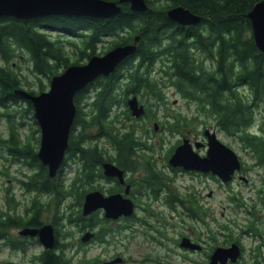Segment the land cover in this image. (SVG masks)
<instances>
[{"label":"trees","instance_id":"trees-1","mask_svg":"<svg viewBox=\"0 0 264 264\" xmlns=\"http://www.w3.org/2000/svg\"><path fill=\"white\" fill-rule=\"evenodd\" d=\"M256 1L146 0V11L132 10L126 2L122 3L119 13L107 18L48 16L42 20L47 27L39 26L37 18L26 21L0 18V115L7 123V134L0 133V146L13 158H23L28 166L36 168V172L31 171L23 179L24 186L29 190L55 193L59 200L75 191L76 200L80 202L87 185L92 186L95 178L103 176L102 159H113L120 166L136 170L147 160L145 154L149 146L140 138L151 130L145 122L146 118H153L154 111L149 105L143 116L134 117L126 99L130 93L138 95L140 100L145 94L161 99L164 85L172 86L188 101L190 112L165 118L160 127L173 130L212 122L220 130L237 137L241 147L252 157L253 164L264 165V52L254 42L247 17ZM180 3L200 14L202 20L185 29L171 21L166 10ZM102 35L112 38L105 49L131 40L135 35H139V40L135 53L109 75L98 76L74 96L77 111L65 159H73L79 166L75 167L72 183L67 185L64 178H60L61 167L58 174L49 177L46 165L37 156L34 134L39 126L32 104L13 91L23 88V81L30 85L24 70H15L14 65L20 66L18 56L21 53L17 51L25 54V68L37 81V88L27 90L37 93L46 88L44 79L49 82L52 75L69 64L83 62L82 58L95 53V42ZM156 65L157 75L154 74ZM83 96L89 98L85 100V108L81 104ZM120 105L116 109L115 106ZM258 113L261 120L256 123ZM141 119L144 122L138 123L142 131L135 126ZM24 123L28 124L30 132L21 138L18 126ZM254 124L256 129L251 128ZM87 127L94 131H88ZM99 138L110 142L112 154L99 145ZM142 157L146 158L144 162L139 161ZM155 174H147L149 184L154 179L162 181ZM234 196L228 194L237 201ZM257 196L258 201L246 205L250 216L242 225L243 232L257 239L250 249L256 263L264 260V235L256 213L258 207H264V184L257 189ZM238 201L244 203L239 197ZM187 212L194 218L204 213L192 207ZM78 213L79 219H85L80 211ZM225 227L223 241L235 240L241 244L239 235H234L227 224ZM42 260L43 264H65L60 253L50 252Z\"/></svg>","mask_w":264,"mask_h":264},{"label":"flooded vegetation","instance_id":"flooded-vegetation-1","mask_svg":"<svg viewBox=\"0 0 264 264\" xmlns=\"http://www.w3.org/2000/svg\"><path fill=\"white\" fill-rule=\"evenodd\" d=\"M182 5L187 7L185 4ZM63 15L72 16L65 13L39 14L29 17H18L14 15L1 14L0 18L12 17L23 21L37 18L40 20V22L38 23L39 26L47 27L44 24V21L42 22L45 17H60ZM202 18L203 17L201 16V19L198 22H200ZM170 20L175 24L181 26L183 29L198 23L197 22L195 24L183 25L172 19ZM134 37L131 40H125L122 43L117 44L132 42ZM110 48L104 49L100 53H95L102 54ZM127 57H125L121 62L125 61ZM82 89L78 91H81ZM131 95L133 94L130 93L129 96ZM138 100L145 106V104L141 102L139 98ZM144 113L141 116H143ZM87 130L89 131V127H87ZM37 134H39L40 136V128L39 131H36L34 135ZM39 140L40 137L36 140V153L39 146ZM181 140L178 143H180ZM195 140H199L202 142L201 146L195 149L199 152L200 155H204L207 150V140L205 136H203V139H190L191 142H194ZM178 143L176 142L170 146L173 148L170 149V152L167 155L163 154V157L167 161L166 165L169 170L172 169L184 171L192 174L193 176H209L217 180L218 183L223 186L230 185L236 176H239L240 178L245 177V166L243 165L242 161L241 169L235 170L232 178L227 182L222 181L221 178L213 174L211 171L203 172L193 169H185L181 166L171 165L168 162V158L173 152L174 147ZM68 147L69 146H67L65 151L64 160L60 165V178L62 177L65 165H67V160L65 158L68 154ZM9 155L10 158L0 155V157L3 158L2 163L9 164L10 162H14L13 160H17L16 162H18V164L27 166L30 171H20V173L22 172L24 175L22 178H20L19 175L14 176L12 182L7 183L5 186L0 185V252L6 251V253H1L2 258L0 259V264H43L42 259H44L45 255L50 252L54 254L60 253L65 259V264H77L76 261L78 257L81 261H83L84 264H102L105 262H109L108 264H132V262L134 264H184L183 262H175L174 259H172L171 255H174V250L172 247L168 246L169 241L176 242L177 246L181 247L183 255L185 254V252L202 253L201 260H198L196 262L197 264H206L209 261L210 255L216 246H227L231 242L235 241H223L222 238L224 236V232L222 231L221 223H217L218 225L216 224V227L210 225L211 222L216 223L215 216L212 213L209 214L206 212L210 211L212 207L210 205H207L206 203H203V201L200 199V190L191 188L190 190L185 192L184 195L178 191H174V189L167 184V180L169 179V177L167 172H165V170L163 169V165L162 167L155 165V163L151 161V155H147V160L145 161V163L140 164L134 171L120 166L113 159H102L100 161V167L103 176H100L99 179L106 180L109 184L104 186L99 182L100 180H98L97 183H93L92 186L88 184V187L83 193L80 202L76 200L75 191L66 194V196H64L62 200H59L55 193L41 192L37 189H27L24 186L23 179L26 178L28 176V173H30L31 171L36 172V168H34V166L33 168L28 166V164H26L24 160H22L23 158L15 159L13 158L12 154L9 153ZM106 160L114 162L117 166H119V168L123 170V181H120L117 176H108L104 174L102 162ZM74 162L77 161L74 160ZM78 166L79 165L76 164L72 168L73 173L67 180L64 181L65 184L68 185L69 183H72V180L74 179L75 167ZM140 168L143 169L145 176L143 178L139 176L137 181H135L134 183L131 177H128L127 172H135ZM58 172L59 171L57 170L56 174H58ZM150 172L156 173L155 176L160 177L162 181L154 179L150 180L151 183L149 184L147 174H149ZM0 173L9 175L7 166L5 164L0 168ZM0 180L4 181L3 178ZM9 180H11L10 176ZM14 183L17 184L14 185ZM143 184H146L145 186L147 187H143ZM258 188L259 187H257V189ZM96 189L101 191L104 195L121 193L123 196L129 197L133 202L132 212L129 214L122 213L117 215L116 217H113L106 215L104 206H97L87 213H83L82 206L85 194L88 191ZM231 193L234 194V192L232 191ZM173 194H176V197H174ZM207 195L211 196L212 191H208ZM235 197L236 196H234V198ZM231 200L234 201L235 199ZM189 207L204 212L203 216L201 214L196 218H190L193 220H203L205 231L202 232L198 230L196 232L198 236L196 237L190 236L183 231L179 233V236L176 237V239H174L173 237L171 238L170 229L172 228L173 223L168 221V219L166 218L164 209L173 211L176 208H181L183 210V214L189 217L187 212L189 210ZM79 211L80 215L84 216L85 219L78 218ZM69 216L72 217L71 220L68 219ZM206 217H209L207 221H205ZM42 227L51 229L53 238L49 244H45V242L41 240L42 237L41 234H39L38 230ZM26 229L31 231H26ZM84 233L87 234V237L85 240H82L81 236ZM233 234L236 235L234 232ZM184 235L190 237L193 241L200 243V248L189 249L187 247L181 246L179 244V241L180 238ZM219 235L221 236L220 241L222 242H218ZM136 236L140 237L138 239L139 242H146L147 247H140L139 251L136 250L134 252H127V247L131 245L134 237ZM215 237L217 239H214ZM237 243L241 248L242 255V243ZM158 248L160 250H157ZM80 252H84V254L82 256H78V253ZM236 263H238V261Z\"/></svg>","mask_w":264,"mask_h":264},{"label":"water","instance_id":"water-1","mask_svg":"<svg viewBox=\"0 0 264 264\" xmlns=\"http://www.w3.org/2000/svg\"><path fill=\"white\" fill-rule=\"evenodd\" d=\"M124 2H127L129 8L135 11L148 9L146 0H0V15L29 17L39 14L65 13L109 17L119 13ZM166 14L168 18L183 25L195 24L201 19L200 14L182 4L169 7ZM247 17L250 20L254 42L257 48L264 52V0L256 1L247 12ZM138 39L139 35H135L132 42L114 45L102 54H92L84 62L69 64L59 73L52 75L48 88L38 93H32L22 87L13 90L15 94L30 100L32 104L33 116L40 128L37 156L47 166L49 177L56 175L64 160L71 125L76 114L75 93L98 75L107 76L125 57L135 53ZM126 104L131 115L135 117L145 112V106L139 102L135 94L127 97ZM157 127L158 123L153 122V129L156 130ZM202 132L207 140V150L204 155H200L195 149L201 146V141L191 142L189 137L183 136L181 142L174 147L168 162L185 169L211 171L222 181L227 182L232 178L235 170L241 169L240 157L217 136L214 128L204 127ZM102 168L105 175L117 176L120 181H123V170L114 162L103 161ZM97 206H104L106 215L113 217L122 213L129 214L133 210L132 200L121 193L104 195L97 189L88 191L83 200V213ZM26 231L31 230L26 229ZM38 232L45 244L52 241L53 235L50 228L42 227ZM86 237V233L81 236L82 240ZM179 244L189 249L200 248V243L185 235L180 238ZM240 255L241 248L236 241H233L227 246H216L206 264L235 263Z\"/></svg>","mask_w":264,"mask_h":264},{"label":"rangeland","instance_id":"rangeland-1","mask_svg":"<svg viewBox=\"0 0 264 264\" xmlns=\"http://www.w3.org/2000/svg\"><path fill=\"white\" fill-rule=\"evenodd\" d=\"M110 40L112 38L107 35L100 36L97 41L95 42V49L96 52L100 53L102 50L105 49L107 45L110 44ZM19 54L21 53L18 60V63L20 66H15V70L18 71L19 68L23 69V73L26 74L27 80L30 81H23V88H37L36 85V78L32 74L28 72V70L25 68L26 59L23 58L24 55L22 52L17 51ZM70 56L72 58H75V55L73 53L69 52ZM82 61L86 60V57L81 59ZM136 60V58L134 59ZM133 60V61H134ZM15 64V63H14ZM155 72L154 74L157 75V65L154 66ZM45 85L47 84L46 88L49 86V82L44 79ZM162 98L158 99L152 95L145 94L142 96L141 102L145 104V109L147 107H151V110L154 111L153 118H146L145 125H148L151 130L148 132V135H143V138H140L141 141H144L148 144L149 149L148 153L145 154L151 155V161L155 163V165H158L162 167L167 172L169 179L167 180V184L174 189V191H178L181 194L184 195L185 192L190 190L191 188H196L200 190V199L203 201V203H206L207 205H210L212 209L210 211H206L207 213H212L215 216L216 223L211 222V226L216 227L218 224H222V230L223 228L226 229L225 224H227L228 228L232 229L231 231L234 232L236 235H239L241 243L243 244V257L238 259V264H264V260H260L258 263L255 262V260L251 257V251L250 249L254 246V244L257 242V239L250 234H247L242 231V225L247 219L248 216H250L247 211L245 210L246 205L249 206L251 203H254L255 201H258L257 196V187L263 186L264 184V165H256L252 163V157H250V154L248 151H246L243 147H241L240 142L237 140V137L235 135H231L223 130H220L217 126H215L212 122H207L206 124H199L194 123L190 127H180L178 129L169 130L167 127H160V122L162 120H165V118H171L176 113H184L187 114L190 112L189 109V103L187 100L182 98L176 90L170 86V85H164L162 87ZM132 94V93H131ZM138 96V95H137ZM81 98V104L85 108V100L89 101V98ZM191 105H193L191 103ZM10 106V105H9ZM116 109L120 108V106H115ZM2 111L0 107V112ZM148 111V108H147ZM148 115V113H147ZM261 120V114L258 113L255 117V122L258 123ZM143 123L144 120L141 119L135 123V126L139 128V130L142 131V128L140 126V123ZM153 122L158 123L157 129H153ZM129 123V122H128ZM6 120L2 115H0V133L2 135L7 134V125ZM127 125V123H125ZM204 127H210L214 128L216 131L217 136L226 144L230 145L233 150L239 155L241 161L243 162V165L245 166L244 169V178H240L239 176H236L234 180L231 182L228 186H223L220 183H218L217 180L204 175H196L193 176L192 174L184 171L179 170H172L168 169L166 163V159L163 157V154L167 155L170 152L171 145L174 143H178L182 136L189 137L191 140L194 139H203L202 130ZM252 129H256L257 125L254 124L251 126ZM27 124L24 123V125L18 126V132L20 134V137L23 138L26 134H28L30 131ZM92 131V130H89ZM94 131V130H93ZM92 131V132H93ZM39 134L34 135L35 144L37 143V139H39ZM99 145L103 146L107 149V151L112 154L113 148L110 142H108L106 139L99 138L98 140ZM170 147V148H169ZM169 148V149H168ZM0 155L7 156L10 158L9 153L6 151L5 148L0 146ZM2 157H0V168L2 165L7 166V170L9 172V175L0 173V179H4V181L0 180V185L5 186L7 183L12 182L14 179V176H20L22 178L24 175L23 172H29L30 169L27 168V166H23V164H18L16 162L17 160H13L14 162H10L9 164L2 163ZM146 158L142 157L139 161H144ZM76 165V162H74L73 159L67 160V165H65L62 177L67 180L73 173L72 168ZM128 177H131V179L134 181H137L139 176L142 178L145 176V173L143 169H138L135 172H127ZM9 176L10 179L9 180ZM247 178V179H246ZM99 182L106 186L109 183L106 180L99 179L97 177L94 179L93 183ZM17 183H14L16 185ZM146 184H143V187ZM16 187V186H14ZM212 191V195L208 196L207 192ZM164 191V189H163ZM234 192L236 194V198L238 201V197L244 202L243 204H240L239 201H233L228 197V194ZM162 192V191H161ZM164 213L166 214V218L168 221L173 223L172 228L170 229V237L176 239V237L179 236L180 232H186L190 236L196 237L198 236L196 232L198 230L205 231V227L203 226L204 221L203 220H193L190 217H187L183 214V210L181 208H176L175 210H165ZM257 217H258V226L262 229L263 235H264V207L256 210ZM209 217L205 218V221L208 220ZM217 224V225H216ZM140 237H134L131 245L127 247V252H134L136 250H140V247L146 248V242H139ZM220 241L221 236L219 235ZM222 244V243H220ZM168 246L172 247L174 250V255H171L172 259H174L175 262L178 263H184V264H197L196 261L201 260L202 253L199 252H185V256L182 254V249L180 246H177L176 242L169 241ZM157 250H160L159 248ZM137 251V252H138ZM1 253H6V251L0 252V259ZM262 253H264V247L262 248ZM84 252L78 253V256H82ZM77 256V257H78ZM187 256V257H186ZM190 259H189V258ZM77 264H84L83 261L77 258L76 261ZM131 263V262H130ZM236 263V262H235ZM132 264H134L132 262ZM233 264V263H229Z\"/></svg>","mask_w":264,"mask_h":264}]
</instances>
